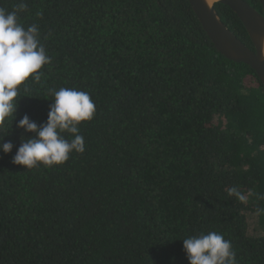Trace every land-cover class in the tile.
I'll list each match as a JSON object with an SVG mask.
<instances>
[{"label": "trees", "instance_id": "1", "mask_svg": "<svg viewBox=\"0 0 264 264\" xmlns=\"http://www.w3.org/2000/svg\"><path fill=\"white\" fill-rule=\"evenodd\" d=\"M259 12V0H245ZM38 26L51 63L0 131V264H189L182 240L219 232L264 264V85L223 56L188 0H0ZM225 25L255 47L239 17ZM60 87L88 92L85 151L51 168L12 160ZM66 138L71 134L64 133ZM235 188L239 193L231 194ZM243 197V199H240Z\"/></svg>", "mask_w": 264, "mask_h": 264}, {"label": "clouds", "instance_id": "2", "mask_svg": "<svg viewBox=\"0 0 264 264\" xmlns=\"http://www.w3.org/2000/svg\"><path fill=\"white\" fill-rule=\"evenodd\" d=\"M26 9L24 3L11 12L0 7V131L6 121L12 119L22 88L27 92L23 86L30 78L39 81L42 69L51 63L41 43L38 26L32 24L25 28L19 22L18 14ZM53 95L45 125L38 127L27 115L19 120L17 127L33 133L34 138L22 142L12 160L14 165L27 170L40 165L51 168L68 161L71 153L85 151L79 126L93 119L94 101L88 92L75 88L60 87ZM64 133L71 134V138H66ZM12 147L10 142L0 144L5 154L10 153ZM231 194L239 196L235 188L231 189ZM182 243L189 264H237L231 242L219 232L191 235Z\"/></svg>", "mask_w": 264, "mask_h": 264}, {"label": "water", "instance_id": "3", "mask_svg": "<svg viewBox=\"0 0 264 264\" xmlns=\"http://www.w3.org/2000/svg\"><path fill=\"white\" fill-rule=\"evenodd\" d=\"M204 31L215 48L228 60L251 67L264 85V0H259L263 13L245 0H188ZM216 4L229 7L245 27L255 50L247 47L225 25Z\"/></svg>", "mask_w": 264, "mask_h": 264}, {"label": "rangeland", "instance_id": "4", "mask_svg": "<svg viewBox=\"0 0 264 264\" xmlns=\"http://www.w3.org/2000/svg\"><path fill=\"white\" fill-rule=\"evenodd\" d=\"M248 221L250 224V233L256 237L264 234V225H261L258 221V216L255 214H249Z\"/></svg>", "mask_w": 264, "mask_h": 264}]
</instances>
